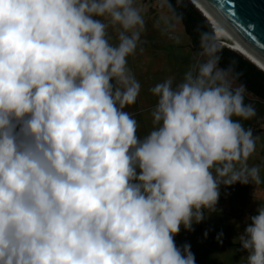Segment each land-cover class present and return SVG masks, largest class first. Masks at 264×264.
Returning a JSON list of instances; mask_svg holds the SVG:
<instances>
[{
  "label": "clouds",
  "instance_id": "clouds-1",
  "mask_svg": "<svg viewBox=\"0 0 264 264\" xmlns=\"http://www.w3.org/2000/svg\"><path fill=\"white\" fill-rule=\"evenodd\" d=\"M134 5L0 0V264H195L181 225L216 211L219 185L258 182L252 131L233 119L255 109L206 33L208 58L150 90L157 127L137 136L124 111L141 87L127 68L144 29ZM257 213L239 236L246 264H264Z\"/></svg>",
  "mask_w": 264,
  "mask_h": 264
},
{
  "label": "rangeland",
  "instance_id": "rangeland-1",
  "mask_svg": "<svg viewBox=\"0 0 264 264\" xmlns=\"http://www.w3.org/2000/svg\"><path fill=\"white\" fill-rule=\"evenodd\" d=\"M134 6L144 19V29L135 53L127 57V68L141 87L136 102L124 111L137 121V136L143 139L157 127L152 117L157 97L150 90L169 78L175 87L183 82L186 72L208 57L194 46L181 20L168 11L166 0H135ZM98 19L108 23L103 17ZM106 31L109 44L118 45L119 26L109 25ZM229 79L233 87L241 85L230 74ZM244 96L245 104L251 105L255 114L246 120L235 116L233 119L252 131L255 150L246 163L248 168L259 169V180L219 185L216 211L204 210V219L199 223L194 221L192 230L181 225L174 241L177 247L191 246L195 264H246L248 253L241 248L239 236L251 223L247 217L264 208V100L246 88ZM236 167L239 169L242 165ZM221 233L222 242L217 239Z\"/></svg>",
  "mask_w": 264,
  "mask_h": 264
},
{
  "label": "water",
  "instance_id": "water-1",
  "mask_svg": "<svg viewBox=\"0 0 264 264\" xmlns=\"http://www.w3.org/2000/svg\"><path fill=\"white\" fill-rule=\"evenodd\" d=\"M190 1L215 27L211 15L255 62L249 60L264 69V0H197L201 6Z\"/></svg>",
  "mask_w": 264,
  "mask_h": 264
},
{
  "label": "trees",
  "instance_id": "trees-1",
  "mask_svg": "<svg viewBox=\"0 0 264 264\" xmlns=\"http://www.w3.org/2000/svg\"><path fill=\"white\" fill-rule=\"evenodd\" d=\"M166 5L168 11L181 20L195 47L202 49V34L214 38L208 19L190 0H166ZM219 49L216 53L219 57L218 66L228 70L238 83L264 100V71L235 49L225 46Z\"/></svg>",
  "mask_w": 264,
  "mask_h": 264
},
{
  "label": "bare ground",
  "instance_id": "bare-ground-1",
  "mask_svg": "<svg viewBox=\"0 0 264 264\" xmlns=\"http://www.w3.org/2000/svg\"><path fill=\"white\" fill-rule=\"evenodd\" d=\"M196 4H200L197 0H195ZM201 6V5H199ZM204 13L207 14L206 10L203 9ZM210 19H212L214 25H215V32L217 34L216 38L218 40V42L223 46H228L229 48L235 49L238 52L242 53V55H244L247 59L253 60V58H251L250 54L248 55L246 50L243 48V46H241L239 43L235 42L233 37L221 26L219 25L210 15ZM254 61V60H253ZM255 62V61H254ZM257 63V62H256ZM262 68V66H261ZM264 70V69H263Z\"/></svg>",
  "mask_w": 264,
  "mask_h": 264
},
{
  "label": "built area",
  "instance_id": "built-area-1",
  "mask_svg": "<svg viewBox=\"0 0 264 264\" xmlns=\"http://www.w3.org/2000/svg\"><path fill=\"white\" fill-rule=\"evenodd\" d=\"M217 44H218V46H220V47L223 46V45H221L219 42H217Z\"/></svg>",
  "mask_w": 264,
  "mask_h": 264
}]
</instances>
